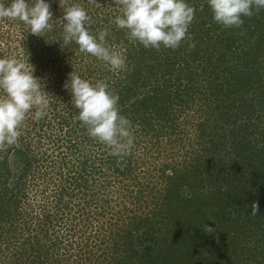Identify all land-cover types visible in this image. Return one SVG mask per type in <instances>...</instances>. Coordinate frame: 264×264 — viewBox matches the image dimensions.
<instances>
[{
  "label": "trees",
  "instance_id": "obj_1",
  "mask_svg": "<svg viewBox=\"0 0 264 264\" xmlns=\"http://www.w3.org/2000/svg\"><path fill=\"white\" fill-rule=\"evenodd\" d=\"M49 2L40 36L0 18V57L28 61L49 94L46 115L30 113L17 144L0 146V264H264V9L225 28L208 0H187L189 37L157 50L116 27V0ZM74 3L94 35L108 30L125 69L63 43ZM72 71L119 95L126 153L88 135L63 87Z\"/></svg>",
  "mask_w": 264,
  "mask_h": 264
},
{
  "label": "clouds",
  "instance_id": "obj_2",
  "mask_svg": "<svg viewBox=\"0 0 264 264\" xmlns=\"http://www.w3.org/2000/svg\"><path fill=\"white\" fill-rule=\"evenodd\" d=\"M121 14L114 18L119 29L126 30L129 40L144 48L162 46L177 49L189 37V26L196 9L187 0H116ZM213 19L225 28H239L244 17L264 9V0H208ZM49 0H0V18L22 22L29 32L40 36L51 30L53 13ZM63 43L75 42L79 50L103 62L111 70H123L127 57L121 50L107 45L108 30L93 34L90 17L80 4L63 7ZM195 47V44L189 45ZM34 66L15 57H0V146L15 145L21 135L26 117L43 118L49 107V94L41 79L34 75ZM63 87L78 110L77 118L88 135L110 147L112 154L126 153L133 144L131 122L120 113L119 95L107 82H92L72 71ZM259 205L253 203L252 215Z\"/></svg>",
  "mask_w": 264,
  "mask_h": 264
},
{
  "label": "rangeland",
  "instance_id": "obj_3",
  "mask_svg": "<svg viewBox=\"0 0 264 264\" xmlns=\"http://www.w3.org/2000/svg\"><path fill=\"white\" fill-rule=\"evenodd\" d=\"M191 192H189L188 191V189H185L184 190V192H183V195L184 196H186V195H189ZM202 208V207H201ZM188 226V225H187ZM178 229V228H177ZM179 229H181V234H180V232H179V230H174V231H176L175 233H176V235L177 236H179V238H181V240L180 241H182L183 239H185V232H190V229H188V228H186V225H184L183 227H179ZM213 230H215V227L214 226H212L211 225V223L209 222V223H207V224H205V226H204V232L207 234H211L212 232H213ZM218 231V230H217ZM174 233V234H175ZM207 242H209V241H207ZM179 244H180V242H179ZM240 248V247H239ZM184 249V248H183ZM238 250V252H240L241 250L240 249H237ZM180 251H183V250H181L180 249ZM209 251V250H208ZM182 254V252L181 253H178L177 254V256L176 257H178V256H180ZM246 254V253H245ZM224 259V258H223ZM221 260V259H220ZM214 264H227V259H224V260H221V261H219V259H218V257L216 258V261H215V263ZM230 264H238V259H235V261L232 259V261H230ZM240 264V263H239ZM241 264H243V262L241 263Z\"/></svg>",
  "mask_w": 264,
  "mask_h": 264
}]
</instances>
